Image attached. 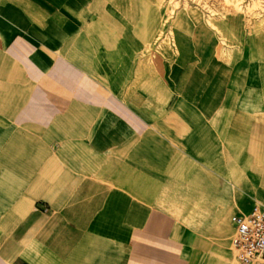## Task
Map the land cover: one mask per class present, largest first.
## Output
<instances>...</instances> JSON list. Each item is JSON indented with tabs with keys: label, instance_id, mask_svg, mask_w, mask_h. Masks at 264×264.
<instances>
[{
	"label": "crops",
	"instance_id": "1",
	"mask_svg": "<svg viewBox=\"0 0 264 264\" xmlns=\"http://www.w3.org/2000/svg\"><path fill=\"white\" fill-rule=\"evenodd\" d=\"M254 205L259 7L0 0V264H236Z\"/></svg>",
	"mask_w": 264,
	"mask_h": 264
},
{
	"label": "built area",
	"instance_id": "2",
	"mask_svg": "<svg viewBox=\"0 0 264 264\" xmlns=\"http://www.w3.org/2000/svg\"><path fill=\"white\" fill-rule=\"evenodd\" d=\"M231 248L239 264H264V206L254 205L243 215L231 217Z\"/></svg>",
	"mask_w": 264,
	"mask_h": 264
},
{
	"label": "rangeland",
	"instance_id": "3",
	"mask_svg": "<svg viewBox=\"0 0 264 264\" xmlns=\"http://www.w3.org/2000/svg\"><path fill=\"white\" fill-rule=\"evenodd\" d=\"M158 6L165 10V19H170L174 11L180 6L205 9L211 17L237 12L251 14L256 7H259L264 13V0H253V2L252 0H158ZM236 264H239L237 260Z\"/></svg>",
	"mask_w": 264,
	"mask_h": 264
}]
</instances>
